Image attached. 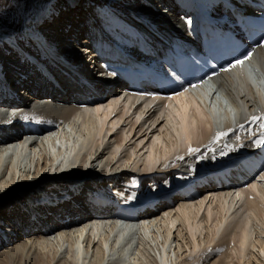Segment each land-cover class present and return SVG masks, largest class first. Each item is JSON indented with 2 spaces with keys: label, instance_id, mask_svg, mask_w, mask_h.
Masks as SVG:
<instances>
[{
  "label": "bare ground",
  "instance_id": "1",
  "mask_svg": "<svg viewBox=\"0 0 264 264\" xmlns=\"http://www.w3.org/2000/svg\"><path fill=\"white\" fill-rule=\"evenodd\" d=\"M217 2L47 0L42 25L20 6L24 34L0 31V65L7 57L15 64L0 69V264H72L59 256L65 242L75 243L76 264L85 263L90 250L89 264H136L139 256H152L151 264H196L199 256L202 262L215 256L213 264H251V257L261 264L255 249L261 246L264 256V171L246 191L239 189L253 174L250 161L228 185L209 181L238 168L233 157L251 153L264 139V46L244 66L221 72L208 85L162 99L145 95L147 89H109L115 81L92 72L96 59L89 55L91 41L83 38L86 33L99 38L96 50L120 60L117 50L133 51L135 37L119 22L130 21L156 36L150 41L158 51L174 36L191 40L192 18ZM142 6L153 8L146 14ZM216 10L221 12L222 5ZM63 21L66 27L59 32ZM58 35L80 44L82 58L64 53ZM129 55L117 64L128 67ZM193 98L205 105L209 124ZM40 122L45 129L35 136L31 126ZM223 157L228 164L219 162ZM175 166L198 170L166 181ZM155 181L169 188L164 193L181 191L180 197L168 203L167 196L158 199L135 188L138 182L151 192ZM110 185L111 194L104 193L102 186ZM126 200L130 206L123 208ZM147 201L153 205L131 218L129 208ZM175 202L181 206L174 211ZM200 229L207 230L201 242L196 239Z\"/></svg>",
  "mask_w": 264,
  "mask_h": 264
},
{
  "label": "rangeland",
  "instance_id": "2",
  "mask_svg": "<svg viewBox=\"0 0 264 264\" xmlns=\"http://www.w3.org/2000/svg\"><path fill=\"white\" fill-rule=\"evenodd\" d=\"M5 0H0V31L2 32V33H9V34H12L13 36H18V35H23L24 33L22 32V28H23V25H21L22 24V13H21V10H20V8L21 7H25L26 9H27V12H26V17L27 18H33V17H39V18H37L38 19V24L39 25H42L43 23H44V21L42 20V19H40L41 17H42V15H43V13L45 12V10L46 9H48V6H46V1L47 0H8L9 2H4ZM152 1V0H151ZM123 5V4H122ZM21 6V7H20ZM148 6H146V8L145 7H141L142 9H144L143 10V12L144 13H146V14H148L149 12L148 11H146V9H148V8H153V7H151V6H149L148 8H147ZM155 8V7H154ZM62 10H64L65 11V9H62ZM61 10V11H62ZM159 10L160 11H162V9L160 8V6H159ZM66 15H68L69 13L68 12H66L65 13ZM154 14H160L159 12H157V11H155L154 12ZM58 16H59V13H58ZM46 20V19H45ZM46 22V24L47 25H49V23H48V21H45ZM64 23H67L66 21H63V23H61V25H60V29H58V31L59 32H61V31H63V29L66 27L65 25H64ZM21 27V28H20ZM69 26L67 25V28H66V31L67 30H69ZM35 36H36V38H37V40L39 41V40H41L40 39V35L39 34H34ZM59 36V38L62 40H64L63 42H61L63 45H64V53H68V54H71V55H74V57L75 58H77V57H81L82 58V54H80L82 51H81V49H83L82 48V46H80V44L78 45L79 47H75V45L73 44V38L72 37H68V38H65V37H62V35H58ZM1 37V36H0ZM42 37V36H41ZM43 38V37H42ZM54 39V38H53ZM56 41V40H55ZM68 47L69 48H71V50H68ZM76 49H79L80 51H79V54H77V55H75L74 53V51H76ZM85 55V54H84ZM83 55V56H84ZM8 59H9V61L6 63V62H1V65H0V69L2 68V66L3 65H5V66H3V68L5 67V68H10V67H13L15 64H14V61L12 60V59H10L9 57H7ZM85 59H86V57H85ZM93 60V59H92ZM0 61H2V60H0ZM82 61H83V64H84V66L85 67H90V65L91 66H93L94 67V65H93V63L92 64H88L85 60H83L82 59ZM94 62V61H93ZM91 68V67H90ZM96 69H97V66H95L94 67V70H93V73L95 72L96 73ZM19 78L21 79V80H23V78L21 77V76H19ZM24 89V88H23ZM23 89H20L19 91V93L17 92V96L18 95H21V92H22V90ZM262 98V97H261ZM193 101H194V103H195V105H194V107H195V109L196 110H198L200 113H201V115L205 118V120H206V122H207V124H209L210 123V120H209V118H208V116L206 115V108H205V105L204 104H202L201 103V101L199 100V99H196V98H193ZM177 106H178V103L176 102V100L175 101H173V103H172V107H174L175 109H177ZM191 110H193V109H191ZM132 120L133 121H135V118H132ZM212 122V121H211ZM41 123V122H40ZM43 129H45V127L44 126H41V131L43 130ZM16 130V129H15ZM204 130V129H203ZM37 135H39V133L37 134ZM37 135H35V136H37ZM18 136V135H17ZM23 136V135H22ZM215 136H216V134H215ZM201 148V147H200ZM207 155V154H206ZM173 169V174H172V176H168V178H166V181H168V180H170V179H180V178H183V177H186V176H192L193 174H195L196 173V171L198 170V168L196 169V168H194V166H190V167H186V169H183V168H181V167H178V166H175L174 168H172ZM138 178V177H137ZM138 180H140V178H138ZM165 181V182H166ZM256 180H254V182H255ZM263 180H261L260 179V182H262ZM251 183H253V181L251 182ZM251 183H249L248 185H247V187H244V188H240L239 190H241V191H246V190H248L249 188H250V186H252L253 184H251ZM254 185H256V184H254ZM253 185V186H254ZM138 186V182H137V184H136V186H135V188H136V190L138 191H140L139 193H147V194H150L151 193V195H152V193H153V196L155 195V197L157 196V197H161L162 196V194H165L164 192L166 191V190H168L169 188H166L165 187V185H163V184H158V185H154L153 186V189H151L152 191L150 192L149 190H147V189H145L144 187L143 188H140V187H137ZM164 186V187H163ZM109 188H111L112 189V187H111V185L110 186H106V187H104V186H102V190L104 189V193H106L107 192V194H111L110 192H109ZM107 189V190H106ZM112 192V191H111ZM116 193V192H115ZM28 193H26L25 195H27ZM95 197H96V194L94 195ZM153 196H149V195H147V197L150 199V198H155V197H153ZM22 199V198H21ZM42 199H45V198H42ZM20 200V199H19ZM23 200V199H22ZM150 201V200H149ZM148 201V202H149ZM152 201V200H151ZM150 201V202H151ZM21 203V202H20ZM124 205H127V206H130V205H128V203H127V200L126 201H124V203H123ZM179 206H181V204L180 203H174V205H173V210L175 211ZM36 211V210H35ZM35 211H31L30 212V214L33 216L34 215V217H36L35 215H36V212ZM38 213V212H37ZM176 216H177V214H176ZM12 218H14V217H12ZM33 218V217H32ZM34 219V218H33ZM187 233H188V230L186 231ZM184 233H185V231H183V233L181 234V236H180V240H181V238H182V236H184ZM176 234H179V232H176ZM207 236V230L205 229H200L199 230V232L196 234V239H197V241H199V242H201V241H205V237ZM187 237H188V235H187ZM54 238V236L52 237V239ZM262 240H264V238L262 237ZM180 243H181V246L183 247L182 249H183V251L184 250H188V247L184 244V241H180ZM74 245H75V243L74 244H70L69 242H65V246H64V248L62 249V251L59 253V256L60 257H64V259H66V260H69V261H72V264H76V259H77V257L75 256L79 251L77 250V249H74V252L72 251L71 252V247H74ZM136 247V246H135ZM135 247L134 248H132V250L133 249H135ZM260 248H262L261 246H259V245H257V248L255 249V252L256 251H258V252H260V255H261V264H264V256H263V254H262V252L259 250ZM139 249H141V247H139ZM143 249H145V251H147V253L148 254H153V252L150 250V248L147 246V245H144L143 246ZM0 251H1V248H0ZM231 252H232V250H231ZM89 256H88V258H87V260H86V262L85 263H81V264H89V259H90V257H91V250H90V252H89V254H88ZM198 254L197 253H195L194 255H193V257H195V256H197ZM231 256L232 254H230V252L228 253V256ZM185 257H183L182 259H184ZM230 258V257H229ZM150 259H152V256L150 257V258H148L147 256H139V258H137V260H135L136 262V264H151V262H150ZM181 259V260H182ZM201 259H202V256H199V258L198 259H196L195 260V263L196 264H213V262L214 261H217V259L215 258V256L214 257H212V258H210V259H208L207 261H205V262H202L201 261ZM250 262H251V264H252V262H253V264H258L255 260H254V257H251V259H250ZM64 263V262H63ZM62 264V263H61ZM156 264V263H155ZM190 264H192V262L190 263ZM229 264H232V263H229Z\"/></svg>",
  "mask_w": 264,
  "mask_h": 264
},
{
  "label": "snow or ice",
  "instance_id": "3",
  "mask_svg": "<svg viewBox=\"0 0 264 264\" xmlns=\"http://www.w3.org/2000/svg\"><path fill=\"white\" fill-rule=\"evenodd\" d=\"M242 63H243L242 60H237V61H236V64H242ZM233 66H235V65H233Z\"/></svg>",
  "mask_w": 264,
  "mask_h": 264
}]
</instances>
